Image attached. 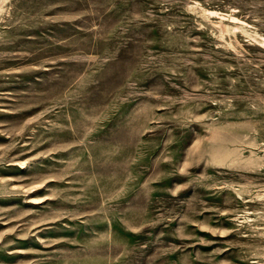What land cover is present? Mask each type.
I'll return each mask as SVG.
<instances>
[{"label": "rangeland", "instance_id": "obj_1", "mask_svg": "<svg viewBox=\"0 0 264 264\" xmlns=\"http://www.w3.org/2000/svg\"><path fill=\"white\" fill-rule=\"evenodd\" d=\"M0 264H264V0H0Z\"/></svg>", "mask_w": 264, "mask_h": 264}]
</instances>
